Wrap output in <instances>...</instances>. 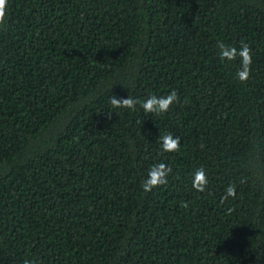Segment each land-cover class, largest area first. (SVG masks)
<instances>
[{"label": "trees", "instance_id": "1", "mask_svg": "<svg viewBox=\"0 0 264 264\" xmlns=\"http://www.w3.org/2000/svg\"><path fill=\"white\" fill-rule=\"evenodd\" d=\"M217 41L250 45L246 81ZM173 89L168 112L144 111ZM161 162L167 184L145 192ZM25 261L264 264V0H8L0 264Z\"/></svg>", "mask_w": 264, "mask_h": 264}, {"label": "clouds", "instance_id": "2", "mask_svg": "<svg viewBox=\"0 0 264 264\" xmlns=\"http://www.w3.org/2000/svg\"><path fill=\"white\" fill-rule=\"evenodd\" d=\"M8 16V0H0V27L4 26ZM217 48L219 49V58L221 61H232L239 56L241 58V68L237 72V77L240 81H246L251 75V65L253 63L252 48L248 43L242 42L241 47L237 49L232 45L225 44L223 41H217ZM179 97L175 89L169 92L166 96L151 95L141 106L146 113H155L157 115L166 113L174 102L178 101ZM137 103H140L137 99L128 96L127 98H111V104L113 107H122L135 109ZM162 148L165 152L178 151L181 144V138L179 136H173L171 132L166 133L161 137ZM173 172V168L167 163L153 164L147 173V178L143 181V190L145 192L151 191L155 187L163 186L167 184L169 175ZM208 184V174L204 168H199L195 171L193 177L192 187L198 192H204ZM229 197H236V185L229 184L225 190V194L222 197L223 200H227ZM25 264H31L30 261H25Z\"/></svg>", "mask_w": 264, "mask_h": 264}]
</instances>
